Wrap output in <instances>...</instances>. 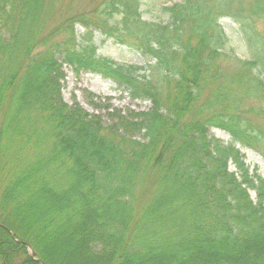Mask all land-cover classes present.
<instances>
[{
  "label": "trees",
  "instance_id": "trees-1",
  "mask_svg": "<svg viewBox=\"0 0 264 264\" xmlns=\"http://www.w3.org/2000/svg\"><path fill=\"white\" fill-rule=\"evenodd\" d=\"M40 1L0 0V127L26 141L0 145V260L52 264L49 242L66 232L83 264H264V178L208 131L264 155V132L240 115L242 99H264L253 21L264 0H182L162 7L164 22L143 20L140 0H102L54 27L48 15L35 22ZM222 16L239 23L251 56L227 51ZM90 26L143 63L98 54ZM63 64L150 105L104 126L61 100ZM22 114L28 124H13Z\"/></svg>",
  "mask_w": 264,
  "mask_h": 264
},
{
  "label": "rangeland",
  "instance_id": "rangeland-1",
  "mask_svg": "<svg viewBox=\"0 0 264 264\" xmlns=\"http://www.w3.org/2000/svg\"><path fill=\"white\" fill-rule=\"evenodd\" d=\"M101 1L102 0H41L35 13V22L43 23L44 17L48 15L50 26H56L60 24L61 20L63 22L69 16L94 9ZM180 1L182 0H140L141 5L139 10L141 18L145 21L164 22L167 20V14L162 10V7ZM219 21L228 37V42L226 43L227 51L229 50L230 53L237 55L241 59L251 56L250 46L246 42L244 31L239 23L227 16L220 17ZM253 21L257 33H262L264 36V20ZM73 28L76 42L84 39V27L79 22H74ZM46 29L47 27L43 30L45 31ZM89 29L92 42L96 46L98 54L109 57L118 64L143 63L138 52L115 43L112 38L106 37L92 26H90ZM250 29L252 30V26ZM217 63L221 65L224 72L227 73L233 72L236 68V63L232 59L220 57L217 59L216 64ZM62 74L63 76L60 81L61 100L69 106L75 104L88 113L97 114L101 118L104 126L116 124L120 117H128L139 111L147 110L150 105L146 100L131 98L122 86L98 74L82 70L75 71L66 64L62 65ZM259 79L264 85V74L261 73ZM208 92V90L204 92V98L208 96ZM241 104V118L248 121L251 126L253 125L255 128H259L264 132V99L244 98ZM252 106L254 109L260 110L252 111ZM261 109H263V111ZM14 114L16 113L10 112L12 120ZM13 124L26 126L28 120L25 115L22 114ZM2 125L3 126L0 127V145L3 143L26 142L22 140L16 131H11L9 129L4 132V122ZM208 129L212 136L218 138L224 144L235 145L240 154H242L243 164L249 169V173L255 169L256 172L264 178V155L260 151L235 142L227 132L220 128L208 127ZM133 135L136 138H140V134L133 133ZM228 170L229 172L235 173V176L239 178L238 171L233 163H228ZM248 192L251 198L255 200L254 191L249 189ZM68 234L64 232L62 236L58 235L53 237V240L49 242V245H53L49 250L50 252L53 249L52 255L49 256V259L53 262L52 264H83V261L81 262L82 256L73 253V246L71 245L75 244H72V240ZM26 251H28V253L31 251L32 255V250L29 246L26 247ZM0 264H10V261H1Z\"/></svg>",
  "mask_w": 264,
  "mask_h": 264
},
{
  "label": "water",
  "instance_id": "water-1",
  "mask_svg": "<svg viewBox=\"0 0 264 264\" xmlns=\"http://www.w3.org/2000/svg\"><path fill=\"white\" fill-rule=\"evenodd\" d=\"M29 253H30V255H31V251H30Z\"/></svg>",
  "mask_w": 264,
  "mask_h": 264
}]
</instances>
